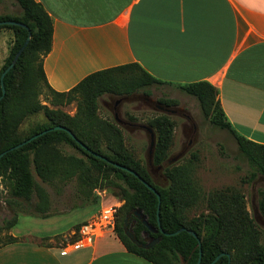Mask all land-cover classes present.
<instances>
[{
	"label": "crops",
	"instance_id": "0c3cea01",
	"mask_svg": "<svg viewBox=\"0 0 264 264\" xmlns=\"http://www.w3.org/2000/svg\"><path fill=\"white\" fill-rule=\"evenodd\" d=\"M34 1L52 24L42 60L52 90L67 92L89 74L136 63L167 88L209 83L234 131L264 145V0ZM105 202L82 207L65 225L61 217L37 219L35 232L48 242L65 239ZM0 264L152 263L105 231L83 247L25 239L0 244Z\"/></svg>",
	"mask_w": 264,
	"mask_h": 264
},
{
	"label": "trees",
	"instance_id": "16d2710c",
	"mask_svg": "<svg viewBox=\"0 0 264 264\" xmlns=\"http://www.w3.org/2000/svg\"><path fill=\"white\" fill-rule=\"evenodd\" d=\"M17 4L20 13L17 16L0 15V22L13 21L24 25H0V29H8L12 33V43L8 49V54L0 67L1 73L12 62L16 53L20 50L24 41L30 32V38L16 59L12 68L3 77L4 94L2 95L0 86V153L5 152L0 158V170L3 174L10 172L14 175L15 184L12 189V195L28 200L29 194L33 188L28 164L30 155H33L32 162L36 167V159L40 158L44 149L58 143H66L83 156L86 157L89 165L87 166L80 159L70 157L65 167L71 171L83 168L79 176L81 183L92 189L109 187L113 189L114 196L118 197L123 204L118 208L114 233L124 245L129 253L143 258L152 264H196L198 251L200 248L201 258L199 264H210L220 253L229 255L221 256L214 264H263L264 263V235L262 243H259V232L251 228L255 223L247 217L244 211V202L242 197L236 195L231 189H224L216 192L214 198H218L215 216H206L202 219H188L183 213L192 205L198 195V191L192 180L191 163L169 165L163 168V176L167 181L165 186L157 185L150 173L147 165L135 159L123 145L119 131L112 128L113 135H110L111 147L109 153H105L96 146L90 145L82 138V132L74 130L77 123L74 119H68L64 122H55L50 118V111L45 109L49 124L38 125L28 135L17 137L14 133L13 125H10L7 116V107L10 102L26 106L35 94L38 83L41 82L54 95L63 96L70 92H79L88 99V106L91 111L95 107L96 99L103 93L115 97H126L133 94L136 90L143 87L162 85L163 82L149 75L138 64L132 63L113 67L89 74L77 85L67 92H56L50 88L45 79L42 60L49 53L51 48L52 24L49 16L42 6L34 0H12ZM177 88L188 96H192L198 103L203 118L220 130H225L236 142L237 150L244 157L250 166L254 169L246 179L247 182L253 181L257 175L264 181V145L254 143L237 134L231 125L226 121L223 111L217 100V91L207 82H197L186 85H177ZM14 96V97H12ZM159 104L165 107H175L178 102L175 99H164ZM42 108V107H39ZM38 107H30V112H36ZM83 119H90L89 112L83 113ZM82 121V120H81ZM63 126L67 128L73 136L85 145L91 152L105 158L106 161L94 157L83 150L67 133L61 130L48 131L41 136L31 140L23 146L10 150L15 145L25 141L29 137L52 128L54 126ZM155 134V143L152 153V166L158 167L167 159V152L172 143L173 123L166 115H158L152 118L148 125ZM95 142V141H91ZM118 164L135 172L141 179L148 183L159 195V214L157 225L156 208L157 198L154 193L149 191L137 177L125 170L114 167L111 163ZM91 171H96L94 176ZM109 175L113 178L109 179ZM259 199L257 202L256 215L264 219V186L259 189ZM97 197L93 196L89 203H96ZM45 203V202H44ZM41 204L35 206V210H45L46 206ZM46 204V203H45ZM239 206L237 209H235ZM226 211H223V210ZM140 211L146 218L147 223L152 226L156 233H149L145 226L133 215V211ZM232 213H230V211ZM119 211L122 216L119 217ZM128 217L127 227L130 228L134 238L144 243L143 233L147 235V242L158 238V242L151 248L143 249L132 243L125 235L123 222ZM247 219L248 233L240 235L246 239L243 246H239L234 231L228 225V220L233 222ZM16 223V216L4 220L0 225V232L13 227ZM180 228L193 231L198 240L187 231H181L174 234ZM78 227H76V232ZM238 235V234H237ZM239 236V235H238ZM76 234L72 236L68 243L76 241ZM17 241L10 238L3 244ZM239 254L244 255V260H238Z\"/></svg>",
	"mask_w": 264,
	"mask_h": 264
},
{
	"label": "rangeland",
	"instance_id": "374dc122",
	"mask_svg": "<svg viewBox=\"0 0 264 264\" xmlns=\"http://www.w3.org/2000/svg\"><path fill=\"white\" fill-rule=\"evenodd\" d=\"M19 13L20 9L15 2L0 0V15L17 16ZM11 43V31L5 28L0 29V67L8 54ZM34 92L35 94L26 106L10 102L6 109L8 111L6 117L10 125L14 127L15 136H26L38 125L51 123L47 112H45L47 109L51 113L50 118L55 122L65 123L68 119H74L77 123L74 130L82 132V138L86 142L105 153H109L106 146L113 149L109 142L110 135H113L110 127L117 129L124 148L135 159L147 165L148 135L140 128H124L113 119V100H117L119 97L103 93L96 99L95 107L91 111L88 99L79 92H70L62 97L56 96L41 82L38 83ZM121 98L118 117L123 121L148 125V122L158 115H166L172 121V143L168 149L166 161L173 160L171 165L190 162L192 180L198 191L194 205L184 210L183 214L188 219L195 220L206 216H215L218 198H214V194L224 189H231L236 195L242 197L247 217L255 222L251 224V228H255L260 233L259 243H262L264 219L258 217L255 212L259 199L258 192L264 186V181L259 175L253 181H246L254 169L238 152L233 137L225 130H220L208 123L203 118L195 98L184 94L179 89L154 85L143 87L133 94ZM145 98L152 99L155 104L164 99H175L178 105L169 108L180 110L172 115L160 113L154 109V103L149 106ZM32 106L38 107L36 112H30L29 109ZM87 111L90 115L89 121L83 119V113ZM32 157L33 155L29 157L28 169L34 185L27 201L12 195L11 192L15 184L14 175L9 171L3 174L0 170V225L4 220L10 219L13 215L16 216L15 225L0 232V244L12 237L16 240H31L51 246L53 244L64 245L69 242L74 233L65 239L53 237V241L48 242V238L42 239L37 235V231L35 232V229H38L37 219L41 221L50 218L55 221L61 217L64 219L63 225H65L75 219L74 217L81 208L87 206L94 195L99 202L106 200L109 202L118 201L120 206L123 204V201L114 196L113 189L109 187L92 189L88 193L90 187L83 185L79 177L83 168L71 171L64 166L65 162L71 161L70 157L80 159L87 166L89 165L86 157L72 146L61 142L47 147L41 157L36 159V167L32 162ZM148 169L157 185L165 186L167 184L163 176V169L154 172L156 167L151 165L148 166ZM91 172L94 176L97 175L96 171ZM108 177L109 179L113 178L111 175ZM210 201H215L217 207ZM43 203L46 206L45 210H35L36 205L41 206ZM97 207L98 205H96V209ZM229 211L232 213L231 210ZM120 216H122L121 211H119ZM226 222L234 231V239L242 247L246 239L236 238V236L241 237L240 235L248 233L247 219L244 217L242 221L228 220ZM144 239L146 240V237L143 233ZM238 260L245 261L244 255L239 254Z\"/></svg>",
	"mask_w": 264,
	"mask_h": 264
},
{
	"label": "water",
	"instance_id": "95a60500",
	"mask_svg": "<svg viewBox=\"0 0 264 264\" xmlns=\"http://www.w3.org/2000/svg\"><path fill=\"white\" fill-rule=\"evenodd\" d=\"M0 25H15V26H22L24 28H26L24 25L20 24V23H17V22H13V21H4V22H0ZM29 38H30V32L28 31V35L24 41V44L22 45V47L20 48V50L16 53V55L14 56L12 62L8 65V67L1 73L0 75V86H1V92H2V95L1 97L3 96L4 94V87H3V77L4 75L12 68V66L14 65L16 59L18 58V56L20 55V53L23 51V49L25 48V46L27 45L28 41H29ZM0 97V98H1ZM122 101V99H118L117 100V103H120ZM154 109L160 113H163V114H175L176 113V110L175 109H171L169 107H165L159 103H156L154 104ZM113 119L114 121L118 124V125H121V119L118 117V113L117 112H114L113 113ZM135 126L137 128H140V129H143L145 131V133L148 135V148H147V154H148V161H147V166L151 165L152 166V162H151V159H152V153H153V147H154V143H155V134H154V131L147 125H142V124H135ZM53 130H61V131H64L65 133H67L83 150L87 151L88 153H90L91 155H93L94 157H97L99 159H102L104 161H106L105 158L101 157L100 155L96 154V153H93L91 152V150H89L85 145H83L81 142H79L74 136L73 134L65 127L63 126H60V125H57V126H54L52 128H49L47 130H44L42 132H39L31 137H29L28 139H26L25 141L15 145L14 147L10 148V150H13V149H17L21 146H23L24 144L26 143H29L31 140L41 136L42 134L48 132V131H53ZM3 154H5V152L3 153H0V158L3 156ZM173 160H167L165 161L162 165L156 167L157 170H161L163 169L164 167L166 166H169L171 165V162ZM109 164L111 162L107 161ZM114 167L116 168H120L122 170H125L127 171L128 173L132 174L133 176L137 177L139 179V181L149 190L151 191L152 193L155 194L156 198H157V208H156V218H157V225L159 227V222H158V214H159V204H160V200H159V195L157 194V192L148 184L146 183L143 179H141L135 172H133L132 170L130 169H127L123 166H120L118 164H115V163H111ZM133 215L142 223V225L145 226L146 230L149 232V233H156V230L150 226L147 221H146V218L145 216L138 210H135L133 211ZM127 222H128V217H125L124 219V222H123V229H124V233L126 235V237L132 242L134 243L136 246L138 247H141L143 249H147V248H151L154 244H156L158 242V238H154L152 241L150 242H147V243H140L138 242L133 234L131 233L130 231V228L129 229H126L127 227ZM181 231H187L190 235H192L198 242V245L200 247V244H199V240L196 236V234L191 231V230H186L185 228H180L178 231H176L174 234H177ZM226 255V257L228 258L229 260V255L228 254H225V253H220L219 255H217L214 260L210 263V264H214L221 256H224ZM200 258H201V252H200V248H199V251H198V259H197V263L196 264H199L200 262ZM229 264V263H228ZM264 264V263H263Z\"/></svg>",
	"mask_w": 264,
	"mask_h": 264
},
{
	"label": "built area",
	"instance_id": "2783aa9c",
	"mask_svg": "<svg viewBox=\"0 0 264 264\" xmlns=\"http://www.w3.org/2000/svg\"><path fill=\"white\" fill-rule=\"evenodd\" d=\"M119 206L120 203L118 201H106L102 204L96 214L79 225L75 242L82 247L88 246L100 233L105 231L114 232Z\"/></svg>",
	"mask_w": 264,
	"mask_h": 264
},
{
	"label": "flooded vegetation",
	"instance_id": "af4514ba",
	"mask_svg": "<svg viewBox=\"0 0 264 264\" xmlns=\"http://www.w3.org/2000/svg\"><path fill=\"white\" fill-rule=\"evenodd\" d=\"M119 99H122V98H119ZM118 100V99H117ZM117 100H113V105H112V116H113V113L114 112H117L118 114H119V104L121 103H117ZM145 101H146V103H148V105L149 106H151L153 103H154V101L152 100V99H147V98H145ZM155 104V103H154ZM176 111H179L180 109H175ZM188 121H190L189 119H188ZM121 126L122 127H129V128H133V129H135V128H137L136 126H135V124L134 123H130V122H128V121H123L122 119H121ZM154 172H158L157 171V169H154L153 170ZM144 237H146V240H148L147 239V235L146 234H144ZM145 239H144V241H146ZM147 243V242H146Z\"/></svg>",
	"mask_w": 264,
	"mask_h": 264
}]
</instances>
